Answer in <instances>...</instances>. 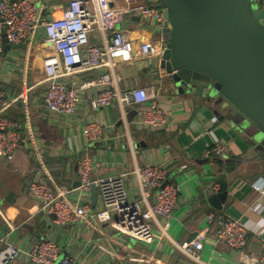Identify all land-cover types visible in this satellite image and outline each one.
<instances>
[{
  "label": "crops",
  "instance_id": "crops-1",
  "mask_svg": "<svg viewBox=\"0 0 264 264\" xmlns=\"http://www.w3.org/2000/svg\"><path fill=\"white\" fill-rule=\"evenodd\" d=\"M66 2L49 0L53 15L59 16L60 5ZM137 21L135 18L122 26L126 32H133L138 47L155 38L156 33L150 28L137 30ZM52 48L44 32L37 30L19 48L11 47L0 56V109L5 107L0 117L21 123V136L30 139L29 144L0 158V238L4 239L0 248L8 243L27 248L49 238L61 247L62 254L78 256L84 264H142L143 260L153 264H238L242 252L217 239L216 221L204 241L200 261L179 249L178 244L194 238L197 230L207 224V216L213 214L241 219L248 231L245 253L252 259L264 254V150L219 119L212 104L194 95L178 94L168 74L151 69L149 61L118 64L119 89L144 86L149 94L159 93L158 99L170 113L166 129L139 128V111L133 108L125 120L117 102L93 109L92 89L85 92L76 115L52 114L45 104V85L40 83L45 76L44 58ZM98 76L99 72L89 71L76 78L82 81ZM88 120L107 126L104 138L90 141L84 137L83 125ZM220 141L229 147L222 163L207 153L213 143ZM34 144L40 146L38 152ZM85 153L93 158L94 176L131 171L147 162L165 165L168 181L178 189L168 235L147 244L106 224H95L90 216L61 224L54 216L40 212L41 203L30 194L27 182L34 183L41 172L40 181L54 190L72 188L77 182V160ZM220 175H225L226 189L218 182ZM128 187L132 198H140L135 174L129 177ZM155 191L149 194L151 202ZM223 192L227 196L219 204L222 198L218 194ZM92 203L94 210L100 208L99 193L96 203L93 199ZM8 222L16 229L11 231ZM8 264L33 263L18 259Z\"/></svg>",
  "mask_w": 264,
  "mask_h": 264
},
{
  "label": "built area",
  "instance_id": "built-area-1",
  "mask_svg": "<svg viewBox=\"0 0 264 264\" xmlns=\"http://www.w3.org/2000/svg\"><path fill=\"white\" fill-rule=\"evenodd\" d=\"M253 0H251L252 2ZM258 9L264 8V0H257ZM161 0H67L61 4L62 12L53 15L49 0L37 4L31 0H0V56L4 42L20 44L42 30L52 44V51L44 58L45 104L52 114L74 116L87 90H94L90 99L93 109L109 107L117 102L122 118L133 108L139 111L136 122L139 128L161 131L168 127L170 113L158 99L159 93L149 94L144 86L119 89L120 77L116 68L120 63L149 61V67L165 74L162 56L167 48L164 38V16ZM138 18L137 30L150 27L160 29L155 38L135 46L132 31L126 32L123 24ZM92 38L96 42H92ZM154 61V62H153ZM97 71L94 79L78 81L79 74ZM168 74V73H167ZM158 94V95H157ZM3 93H0V102ZM5 107L0 109V114ZM22 124L0 117V158L11 154L30 139L21 136ZM107 126L88 120L83 134L90 141L104 138ZM106 138V136H105ZM38 152L40 146L34 144ZM226 142H215L208 154L223 157L228 153ZM94 161L89 153L77 160V181L80 184L69 189L54 190L47 183H32L30 194L40 203V212L54 216L58 223L66 224L92 217L95 224H106L124 236L152 244L168 235L177 200V186L168 181V168L162 164L144 163L134 170L93 175ZM135 174L141 187L140 198H132L128 187L129 177ZM95 184L100 208L94 210L91 199ZM155 189L154 200H149ZM207 224L199 228L194 238L178 244L179 249L195 261H200L201 250L216 221V237L242 252L238 264H264V254L252 259L245 253L248 231L241 219L213 214L207 216ZM11 231L16 226L8 222ZM156 229L160 231L158 234ZM0 238V243L2 242ZM61 247L45 238L30 247L20 248L12 243L0 248V264L13 260H27L33 264H84L78 256L62 254ZM142 264H153L143 260Z\"/></svg>",
  "mask_w": 264,
  "mask_h": 264
},
{
  "label": "water",
  "instance_id": "water-1",
  "mask_svg": "<svg viewBox=\"0 0 264 264\" xmlns=\"http://www.w3.org/2000/svg\"><path fill=\"white\" fill-rule=\"evenodd\" d=\"M160 5L167 42L162 66L176 92L212 104L219 119L264 150V8L251 0H161ZM11 47L20 44L4 42V50ZM40 178L41 172L33 182ZM218 195L221 204L227 192ZM97 198L93 184L94 203Z\"/></svg>",
  "mask_w": 264,
  "mask_h": 264
},
{
  "label": "trees",
  "instance_id": "trees-1",
  "mask_svg": "<svg viewBox=\"0 0 264 264\" xmlns=\"http://www.w3.org/2000/svg\"><path fill=\"white\" fill-rule=\"evenodd\" d=\"M229 157H230V156H229ZM223 159H225V158H222V157H216V158H215L216 161H221V160L223 161ZM236 160H237V162H239L240 159H239V160L236 159ZM222 161H221V163H222ZM232 163H233V162H232ZM220 176H221V177L218 178V182H220V183L222 184V187H223L222 189H226V183L224 182V176H225V175H220Z\"/></svg>",
  "mask_w": 264,
  "mask_h": 264
},
{
  "label": "rangeland",
  "instance_id": "rangeland-1",
  "mask_svg": "<svg viewBox=\"0 0 264 264\" xmlns=\"http://www.w3.org/2000/svg\"><path fill=\"white\" fill-rule=\"evenodd\" d=\"M252 3L254 4V5H258V2H257V0H253L252 1ZM150 29H152L153 31H155V33L156 34H158L161 30L160 29H154V28H152V27H150ZM238 166V165H237Z\"/></svg>",
  "mask_w": 264,
  "mask_h": 264
}]
</instances>
